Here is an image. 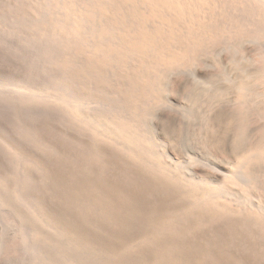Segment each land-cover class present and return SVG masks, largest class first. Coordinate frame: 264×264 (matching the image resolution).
Listing matches in <instances>:
<instances>
[{"label":"bare ground","instance_id":"obj_1","mask_svg":"<svg viewBox=\"0 0 264 264\" xmlns=\"http://www.w3.org/2000/svg\"><path fill=\"white\" fill-rule=\"evenodd\" d=\"M54 2V12L62 16L52 14L53 22H45L52 25L46 27H58L55 34L51 33L57 43L48 52L55 59L45 62L48 67L41 62L50 69L45 71L42 67L43 72L41 66H36V58L33 67L40 73L37 69L34 74L29 68L23 70V66L0 67V86L12 88L29 104L45 103L41 108L47 113L44 119L22 115L18 121L9 114L0 116V138L8 150L3 155L9 154L5 162H10L4 166V158L0 159V205L9 209L20 233L26 232V239L30 238L36 262L264 264V120L260 118L261 110L264 111V0H242L245 14L241 23L238 24L240 16L238 20L231 16L228 25L231 28L234 23L235 30L230 29L234 33L240 25L239 32L246 36L244 41L248 40L247 61L253 64L252 55L256 53L261 64L250 71H237L240 74L229 80L227 92L226 87L225 93L220 91L225 102L206 109L205 117L199 116L197 139L204 150L189 156L181 170L173 157L180 142L173 115L148 120L143 105L149 107L144 102L153 95L164 102V69L186 65L190 60L193 63L192 57L187 56L192 54L189 49L194 44L202 47L215 35L210 36V30L212 33L219 24L217 7L221 9L222 1ZM0 4L4 11L6 0H0ZM53 8L47 10L45 6V15L49 17L47 12ZM46 27H42L43 32ZM46 44L38 48L40 59L48 57L46 50L50 51L51 45ZM43 47L46 55L42 54ZM18 54L15 51V56ZM256 81L261 84L258 90L251 86ZM30 109L32 112L37 108ZM253 112L257 117L255 124L249 119ZM72 119L77 120L75 127L70 126ZM80 133L93 139L97 147L102 141L114 144L115 150L118 148L115 153L131 165L130 175L114 168L108 177L103 172L102 178L83 177L79 153L74 158L72 149L63 143L73 141ZM74 149L77 150L76 145ZM109 154H102V171L106 164L110 168ZM117 155L115 159L119 158ZM241 191H245V196ZM74 251L78 252L76 259Z\"/></svg>","mask_w":264,"mask_h":264},{"label":"rangeland","instance_id":"obj_2","mask_svg":"<svg viewBox=\"0 0 264 264\" xmlns=\"http://www.w3.org/2000/svg\"><path fill=\"white\" fill-rule=\"evenodd\" d=\"M27 1L28 0H6V2H7L6 7L7 8H5L4 11L2 9L0 10V12H1L0 13V64H1L0 67H2V66L6 67V65H7L8 67L10 66L9 68L12 67L13 69H16V67H19V66L22 67L23 66L22 67L23 70H24V68L26 70H28V68H29L30 70H32L30 72H32L34 74V72H37L35 70L37 68L33 67V65L35 66V62L33 61L34 58H36V61L38 60L39 64H41V62H43L45 65H47L48 62L50 63V61L54 58L51 55L52 53L49 54L48 52H52L51 49L55 48V45H56L57 42H54L55 39H53L52 37L55 36V35H53L51 33H54V32L56 33V31L58 30L57 29L58 27L56 29L55 28L54 29L49 28L50 26L52 27V25H48L50 23H46L45 21L48 20L49 22H53V20H51V16H53L55 14H58L59 12L58 13L54 12L55 6H54V8L52 7L55 4L54 0H51V1L48 0L47 3H49V4H47V5L43 4L44 2L46 4L47 0L46 1L45 0H38V1L29 0L28 1L29 3ZM52 1L54 2V4H53ZM221 1H222L221 2V6H222L221 9H220V6H219V8L217 7V13L219 14V17H218L217 21H218L219 24L216 26L215 31H213L211 33L212 30H210V36L215 33L214 36L215 37L218 36V37H220V39H217V38L215 39L214 36L212 38L207 39L206 44L204 43V45H203L204 48L206 46H208L206 49H204L203 46L202 47L201 46L197 47L196 46L197 44L196 45L194 44L193 45L194 47L192 46L189 49V51H191L192 54L189 55V53H190L189 52L187 56L188 57H192L193 63H196V64H193L192 60H190V62L188 64H186V65L174 67L173 69L172 68L171 69H164L165 73H164L163 78L161 79V82L162 81H166V82H162L164 87L166 88L163 93H165V91H167L165 95L162 94V96H161V98H165L164 102H162V103L159 102L158 99H155V98H157V96L153 95L155 98L153 96H152V98L149 97V98H151L150 100H149V98L146 99V100H149V102L148 101L144 102V103L149 104L150 106L148 105L149 107H145L146 105H143L144 109L147 108L144 113L145 114L147 113V115L145 117L148 120L151 119V120L154 121L157 118V116L159 117V116H163V115H173V118H174V121L176 123V126L178 125L177 129H178V131H180V132H178L180 134V135L178 134V139H179L178 141H180V142L177 143V146H176V149H175V152H174L175 155L173 154L174 155L173 157H174V160L177 161V164H179L178 168L180 170L182 169L180 166L187 165L186 160L189 158V156H192V155H196L197 156L198 154L201 153V151L204 150L203 146L201 145L200 140H198L199 139L198 131H196L198 126H199L200 117L201 118L205 117L207 115L206 113L210 109H212V106L214 107L216 105H219L220 103L222 104V102L224 100H226L224 98V95L221 94L220 91H223L225 89L224 87H226L225 91L227 92V85L229 86V80L235 79L240 74V73H237V71L240 72V69L241 70H249L250 71L251 67H253V68L257 67L258 68L260 66V64H261V61H260L261 57H260L259 54H256V53H253L254 55H252V59H254L253 64H251V63H249V61H247L246 56H247V45H248L247 41L248 40L244 41V40H246V38H245L246 36L245 35L243 36L242 32H239L240 25H238V31H236V33H234V31L231 32V30H230L233 27H234V30H235L236 26L234 25V23H232L230 25L231 28H228V25L230 24L229 17L231 18V16L234 19H236V20H238L240 18L239 21H238V24L241 23L240 20L243 19L244 14H245V10H244L245 5L244 6L241 5V4H244V2L242 3V0H221ZM232 1H233V3H232ZM238 1H239V3H238ZM50 2L52 3V5L50 4ZM234 2H235V4L236 3L237 4L235 5ZM228 4L232 5V6H229ZM238 5H240V6H238ZM0 6H1V4H0ZM39 6H41V7H39ZM45 6H46L47 10L49 8H53L52 9L53 12L51 11V9L49 10L52 13L47 12V14L48 13L50 14L49 17H48V15H45L46 14L45 13L46 10L43 9V8H45ZM36 7H37V9H36ZM228 7L230 8V10H228ZM236 7H238V10H235V9H237ZM0 8H2V6ZM19 8H20V10H19ZM231 8L234 11L231 10ZM28 9H30L31 11L30 10L28 11ZM218 9H220L221 11L218 10ZM239 10L241 12H239ZM236 11H238L239 13L236 12ZM231 12H232V14H231ZM233 12L236 13V15ZM38 13H40V14L38 15ZM17 14H19V15H17ZM36 15H37L38 18L36 17ZM45 16H47L48 18L47 17L44 18ZM58 16L61 17L62 14H60V15L58 14ZM238 16H240V17L238 18ZM15 18H17V19H15ZM44 22H45V25H44ZM29 23H32V24H29ZM36 23L38 24V26L35 25ZM46 24L49 27L48 26L46 27ZM223 24H225V25H223ZM42 25H44V26H42ZM221 25H222V27H221ZM42 27L43 28L46 27V29L44 31L45 33L43 32L44 29H42ZM226 28H228V29H226ZM47 29L49 31H46ZM50 29H52L53 32H52V30L50 32ZM216 29H218V30H216ZM219 29H220V31L221 30L223 31V32L221 31L222 34H220L221 32L219 31ZM224 29H226L225 32H224ZM37 30L39 32L41 30L42 31H41V33H39ZM217 31H218V34H217ZM240 31H242V30H240ZM49 32H50V34H49L50 37H48L49 36L48 35ZM223 34H224V36H223ZM32 35H34V36H32ZM45 35H46V37H45ZM36 37H38V38H36ZM44 37H45V39L47 38V40H45ZM49 38H52V39H49ZM38 39L41 41V43H40V41ZM48 40H51L52 44L48 43V42H50ZM208 40H209V42L211 41L212 43L213 42H215V43L214 44H208L209 43ZM216 40H218V41H216ZM35 41L38 42L39 44H36ZM232 42H234L235 44L237 42V44L236 45L234 43L232 44ZM45 44L48 45L47 47H49L50 45L52 46V47L50 46L51 48L49 47L50 51L46 50L47 48H45V50L48 53V57L45 56L43 58L44 59L45 58L46 59L47 58L50 59V60H47V61H45L44 59H40V58H42L41 51L38 50V48H42L41 45L45 46ZM37 46H41V47H37ZM195 46L198 49V51H197V49L195 50ZM232 47H234V48L231 49ZM11 48H12L13 52H12ZM199 48H203L204 51L202 49H201V51L202 52L206 51V52L202 53L201 51H199L200 50ZM31 49H34L33 51H35V49H36V52H37V53L35 52L36 53V57H33V56H35L34 55L35 53H33V51ZM41 50L43 51L42 54L46 55V53H45L46 51H44V47ZM193 50H195V51H193ZM15 51H16V53L19 52V54H18L19 56L18 55L15 56ZM39 51H40V53H39ZM193 52H195V53H193ZM20 53H22L21 54L22 57H20ZM38 54H40L41 57ZM49 55H51V58H50ZM256 55H257V57H256ZM24 56H26V58H24ZM38 56H39V58H38ZM18 57L21 58L22 60H20ZM30 58H32V59H30ZM14 59H15V61H14ZM17 59H19V60L17 61ZM10 61H11V63H9ZM32 61L34 62V64H32L33 63ZM17 62H19V63H17ZM29 62H31V63H29ZM45 62H47V63H45ZM16 64H19V65H16ZM39 64H36V66L38 68L41 66L40 69H42V71H43V68H44L45 71L50 69V68L45 69L46 66L44 67V64L43 65L42 64L39 65ZM47 67H48V65H47ZM40 69H37L39 73L41 72ZM33 70H34V72H33ZM45 71H43V72H45ZM50 72H52V71H50ZM55 73L59 74V72H55ZM233 73H236V74H233ZM108 74L111 76L110 72ZM108 74H107V77H109ZM194 75H196V76H194ZM111 77L113 78V75ZM192 77L197 79V80L191 79ZM112 78H110V79H112ZM201 80L204 81L205 83L202 82ZM176 82H180V85L176 86ZM252 83H251V86H252L253 89L256 88L258 90V88L261 87L260 81H256L253 84ZM169 84H170V86H169ZM3 87L0 86V98H1L0 99V108H1L0 109V114H1L0 116H7V114H9V115H11V117L15 121H18L22 117V115L23 116L25 115V116H28V117L40 116L41 118L40 117H37V118L42 119L43 116L47 114L43 110V108H41L42 107L41 105L44 106L45 103H43V102L41 103L40 101H38L35 104L34 103L29 104V103H27V101L25 102V100H23V97H21V94L15 93L12 88H5L4 87V89H3ZM168 89L170 90L169 92H168ZM225 91H223V93H225ZM228 91L230 93L231 89H229ZM216 93H217V96H214ZM207 95H208V97H207ZM210 95H212V96H210ZM218 95L222 96V97L220 98ZM13 96L15 97V99H14ZM209 97L210 98L212 97V98L210 99ZM20 98H22V99H20ZM219 98H220V102H219ZM212 99H213V101H211ZM155 100H157L159 102V104H158L157 101H156L157 104L154 103ZM165 100H166V102H165ZM150 101H152L151 103L153 105L150 103ZM23 102L25 104H23ZM210 103L211 104L213 103V104L211 105ZM33 104H34V106H33ZM36 104H38L39 107H36ZM154 105L156 107H154ZM10 106H13V107H10ZM31 106L34 107V108H37V109L36 110H32V112H31V109H30ZM25 107H28V108H25ZM18 108H19V110H18ZM206 109H208V111ZM149 111L151 112V114H150ZM204 111H206V112H204ZM149 114L152 115V117L147 118V117L150 116ZM153 114H154V116H153ZM253 114H254V112H253ZM261 115H263V116H260V118L264 120V111H262V110H261ZM186 116H187V119H185ZM15 117H17V118H15ZM45 118H48V115L45 116ZM249 119H250V122L255 124L256 120H257L256 114L251 115L249 117ZM75 121L77 123V120H74V119L69 121L70 124H71L70 126H72V127L74 126L75 127ZM186 125H187L188 128H186ZM187 129H188V131H187ZM98 130L99 129L97 128L96 131H98ZM85 132H87V131H85ZM88 133H90V132H88ZM21 134H24V133L22 132ZM80 134L82 136L77 134V137H74L73 141L64 140L63 143H64V146L66 148H69V149L71 148L72 150H73V145L74 146L76 145V149L77 150L74 149L73 150L74 152L71 150V155L73 154L74 158H76L77 153H79V155H77V159L79 161H81V162L83 160V163H82V165L84 167L83 171H82V173H83L82 176L83 177L84 176L85 177H95L96 176V177L102 178V177H104L103 176L104 174L108 177V176H111V174L114 172V171H112L114 168H116L118 171H120L124 175H127V176L130 175L129 172H132V171H130L132 169L131 165L127 161L123 162L125 160L121 159L120 155L119 154L117 155L115 153L118 148L115 150V145L114 144H112L110 142H107V141H102L103 143L100 142L99 143L100 146L97 147L98 144H94V142H93L94 140L93 139H91L90 137H89V139H87L86 137L84 138V135L82 133H80ZM78 136H80L81 139L83 138L84 141L85 140H87V141L83 142V140H81ZM87 137H88V135H87ZM197 137H198V139H197ZM90 139L92 141H90ZM0 142H1L0 143V146H1L0 147L1 148V150H0V159L4 158L1 162H2V164L4 166H6V165L9 166L10 165V162H8L9 160L7 161V163L5 162L6 161L5 159H8L7 156L9 157V154H4L3 155V152H7L8 150L6 149V146H4L5 144L4 143L2 144V142H3L2 138H0ZM76 142H81V144L79 145V143H76ZM31 144H33V143H31ZM84 144H87V147ZM107 144H109L108 146L110 148L107 146ZM103 145H105L106 147L103 146ZM78 146L81 147V148H79ZM2 147H4V148H2ZM31 147L33 148V145ZM103 147L106 149V151L104 150ZM111 147H113L114 149L112 150ZM108 149H109V152H107ZM4 150H7V151H4ZM100 150H101V152H100ZM85 151L87 153H85ZM90 151H92V152H90ZM93 152H95V153H93ZM111 152L113 153V155L111 154ZM74 153H76V154H74ZM109 153L113 156V158H112V156ZM117 153H118V151H117ZM102 154H104V155L106 154L107 156L109 154L110 158L112 159V163L110 164V168H107V164L105 165V171L101 170V164H102V161H103V155ZM43 155H45L44 152L42 153L41 157H44ZM114 155H117L119 158L116 157V159H117L116 160ZM78 156H80V157H78ZM96 156L97 157L99 156V157L97 158ZM84 159H85V161H84ZM120 159H121V161H120ZM231 160H233V159H231ZM94 161H95V163H94ZM118 161H119V163L117 165L116 163ZM87 163H89V166H91V167H89ZM84 164H86V165H84ZM121 165H122V167H121ZM123 166H124L125 170L123 169ZM87 167L89 168V170H88ZM128 168H130V169H128ZM102 172L104 174H102ZM88 174H89V176H88ZM107 174H110V175H107ZM241 192L243 193V196H245V191L244 192L241 191ZM247 194H249V193L247 192ZM148 203H151V202H148ZM7 209L8 208L5 207L4 205H2V204L0 205V264H38V262H36V260H35V257H37V255L35 254L36 253L35 249L33 250V247L31 245L32 243H30L31 241H29L30 238L28 237V239H26L27 238L26 237L27 236L26 232L20 233L21 230H19L18 223L16 222L15 218L13 216H11L12 214L9 211V209L8 210ZM7 211H9V212H7ZM7 213L8 214L10 213L11 215L9 214L10 216H8ZM72 214L76 215V212L73 211ZM18 230H19V232H18ZM85 230H88V229H85ZM18 233H20V234H18ZM24 234H26V236ZM99 236H101V235H99ZM22 237L23 238L25 237V238L23 239ZM23 240L24 241L26 240V241L23 242ZM15 246H16L17 249L15 248ZM76 256L78 258V252L74 251L73 252V258L76 259L75 258ZM58 264H60V263H58Z\"/></svg>","mask_w":264,"mask_h":264}]
</instances>
